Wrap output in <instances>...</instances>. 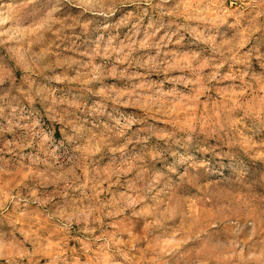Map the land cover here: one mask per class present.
Instances as JSON below:
<instances>
[{"label":"rangeland","instance_id":"rangeland-1","mask_svg":"<svg viewBox=\"0 0 264 264\" xmlns=\"http://www.w3.org/2000/svg\"><path fill=\"white\" fill-rule=\"evenodd\" d=\"M0 264H264V0H0Z\"/></svg>","mask_w":264,"mask_h":264}]
</instances>
